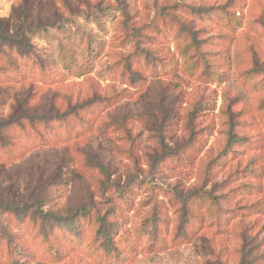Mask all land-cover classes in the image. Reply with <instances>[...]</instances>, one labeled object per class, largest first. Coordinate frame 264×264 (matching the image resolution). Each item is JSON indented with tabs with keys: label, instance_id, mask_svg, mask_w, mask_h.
Returning a JSON list of instances; mask_svg holds the SVG:
<instances>
[{
	"label": "rangeland",
	"instance_id": "obj_1",
	"mask_svg": "<svg viewBox=\"0 0 264 264\" xmlns=\"http://www.w3.org/2000/svg\"><path fill=\"white\" fill-rule=\"evenodd\" d=\"M27 1L51 26L0 76L37 74L33 104L56 93L64 118L0 154V201L61 221L0 218V264H264V0H0V19Z\"/></svg>",
	"mask_w": 264,
	"mask_h": 264
},
{
	"label": "trees",
	"instance_id": "obj_2",
	"mask_svg": "<svg viewBox=\"0 0 264 264\" xmlns=\"http://www.w3.org/2000/svg\"><path fill=\"white\" fill-rule=\"evenodd\" d=\"M28 1L22 5L18 11V15L11 16L7 19H0V55L4 54V50H10L15 53L19 59L31 60L32 46L29 40V35L34 31H38L42 26L45 29L50 27V24H39L34 27L28 25L30 19V12L28 11ZM27 5V6H26ZM40 20H37L39 22ZM42 22V21H40ZM43 23V22H42ZM190 38L194 45H197L195 34L192 33ZM15 71H19V66L15 65ZM19 73V72H18ZM4 75V74H2ZM30 81V84H28ZM37 74H29L23 76L14 72L13 76H0V154L5 152L7 155V163L23 158L26 153H31L36 150L48 148L50 145L47 138H44L41 133L36 129V125H46L61 121L64 117L59 114L55 104L59 96L56 93H49L45 96L43 103L33 104L36 95L35 84L40 83ZM46 95V94H45ZM106 99L95 100V104H102L107 102ZM42 104L44 109H41ZM91 103L83 104L79 109L88 108ZM8 106V113L2 114L4 107ZM85 108V109H86ZM27 124L30 127L31 135L30 142L26 146L19 145V137L15 135V130H23V125ZM233 133H228L227 144L232 145L235 143ZM25 139V138H24ZM28 138L25 140L27 141ZM2 164H0L1 166ZM1 184V183H0ZM31 204L22 203L13 197L12 200L0 201V218L11 216L16 221L24 222V220L31 219L32 217L50 218L54 224L60 223L59 216L44 213L41 210V203L34 194L30 195ZM41 204V205H40ZM31 223L30 220L27 221ZM0 230V240L3 239V232ZM107 232L103 230L102 233ZM108 242V237H104ZM110 239V238H109Z\"/></svg>",
	"mask_w": 264,
	"mask_h": 264
}]
</instances>
